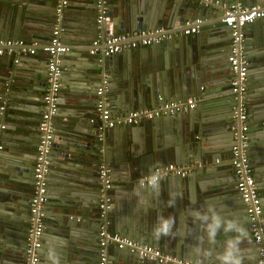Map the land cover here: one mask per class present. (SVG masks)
Here are the masks:
<instances>
[{"label":"water","instance_id":"1","mask_svg":"<svg viewBox=\"0 0 264 264\" xmlns=\"http://www.w3.org/2000/svg\"><path fill=\"white\" fill-rule=\"evenodd\" d=\"M198 1L160 0L163 7L160 6L155 12L138 6L139 0H111L110 5H107V9L110 11L104 14V18L99 23L95 20L94 5L93 7L87 6L85 14L80 16L81 12H79V16L73 17L74 21L81 24L84 22L85 25L82 28L73 26L77 29V31H73V34L78 44L86 45L92 41L93 36L103 39L119 32H132V30L138 29L152 30L159 27L174 32L176 31L175 27L184 20L194 18L202 21V16L208 15L209 12L215 18L212 21L215 27L218 25L225 26L220 21L222 9L218 5L208 7L207 4ZM226 1L231 2L233 0ZM240 1L252 4L264 0ZM6 2L8 3L6 10L10 11L11 15L6 13L3 17V23L10 24L11 27L3 26L2 29L0 28V37L13 36L26 41L38 39L37 44H46L55 22L62 25L64 15L71 13V10L65 11L63 8L60 14L56 15L55 0H0V8ZM9 16H12V19ZM202 25L204 24L199 22V27ZM246 25L248 23L239 28L242 33V40L237 45L238 52L247 62L245 78L247 90L245 95L249 100L256 97L257 101L260 102L258 105L247 107L246 113L249 124L244 133L248 135L246 137L248 164L253 171L255 185L262 195L264 192V138L254 147L253 144L256 142L250 134L255 131L253 125L255 124L256 108H259L260 120L264 124V18L250 22V27L246 29L251 30V35H247V37L243 32ZM226 29L229 34V43L223 47L217 45L219 50L214 53L210 51L211 49L199 44L196 39L190 38V35H185V39H181L180 36L163 38L149 46V51L161 50L164 57L162 62L152 61L151 53L150 58H146L143 57L140 50L137 49L136 52L135 48L128 49L129 52L120 54V57L135 52L141 53L139 54L141 58L136 59L132 66L134 73L131 72L130 74L128 70L130 65H126L124 66L125 69L122 67L115 72L118 74L113 72L112 75L109 74L110 78L106 77L108 82H112L111 85H106L105 97L110 114L113 116L128 109L155 106L165 100L183 101L188 96H202L203 87L205 89H203V95H206L211 84L220 83L222 89L226 91L222 93L221 102L216 104L219 109L214 118L200 119L197 113L199 106L196 104L186 112H172L151 119L139 120L138 126L135 128L129 125H116L115 129L108 128L96 116L87 115V111L82 114V117L87 120L84 125L85 129L82 127L73 128L69 122L52 123L54 129H52L48 161L59 160L66 165L69 162H77L81 166L80 176L73 173L72 170L62 168V172L65 173H61L59 183L61 185H74L75 187L81 185V190L85 191L92 199L95 197V204L86 206V215L91 218L93 225L90 226V222L84 217L87 225L81 222V224L76 225L64 220L57 222L53 228H49L46 223L41 233V245L37 250L38 261L36 264H46L45 261L54 264L57 257L60 264H97L98 251L94 246L97 245L98 249V236L97 233H94V228L98 230V224L103 219L110 222L112 231L131 236L141 243L158 245L161 240L155 233V229L151 228L153 231L148 230L147 233L144 230H131L127 223H122L119 214H122L123 210L129 212V206L134 205L140 210V215L144 218L154 207V213L158 217L171 216V211H173L180 215V223L190 221L199 225L198 235L200 239L193 252L181 250V256L195 260L199 264H219L216 257L223 252L226 241L235 235V229L221 233L224 226L221 228L214 223L215 217H221V214L217 215V213L224 209L221 207L224 198L222 195H215L213 191H210L207 188V180L200 179L202 177L199 178L198 175L202 171L208 173L209 169L212 170V163L216 159H226L230 156V148L234 144V132L237 131V127L231 119L232 107L235 104L231 100L233 94L229 85L232 72L226 59L230 50L231 34L230 28L226 26ZM255 30L259 33L257 31L255 33ZM258 34L261 35L258 36ZM35 49H39V45H36ZM98 53L99 49L95 51L97 57ZM111 56H103L106 63L109 62L108 57ZM213 56L216 60L207 64V60L210 61ZM61 57H67V54L62 53L58 58ZM120 57L118 59H121ZM21 67L25 71L24 66H11L9 62L4 63L0 60V124L5 121L15 127L16 124L18 125V121H21V125L30 128L34 121L37 122L40 109L38 111L34 108L26 109L19 103L23 101L33 103L32 98H37L38 92L44 91L46 70L39 67L33 68L35 80L23 79L14 82L15 70L21 71ZM256 68H260V74L257 77L259 85L255 91L251 87V81L255 78ZM86 69L82 73V77H74L69 70V73L67 71L66 74L71 79H85L86 83L81 85L84 89L85 99H80L77 95L81 91L76 88L79 86L75 84L76 82L71 84L63 80L61 85L59 83L58 93H61V97L66 98L67 103L65 104L72 109L87 106L89 97L93 92L95 95V90L99 85L100 77L96 75V70H99V67L94 66ZM72 71L76 72V69ZM23 77L28 78L27 75H23ZM8 78L7 87L4 84ZM10 80L12 84H10ZM64 82L65 84H63ZM19 94L28 96L31 100L18 99ZM158 97H161V100ZM34 104L38 105L39 103L36 101ZM15 111H28L30 114L24 117L13 114ZM55 116L56 114L52 116L51 121H55ZM259 127L264 128L262 124ZM8 131H10L9 127L0 129V142L5 141L4 138ZM199 133L211 137L195 139L194 135ZM213 138L218 140H213ZM35 146L36 143L30 144V146L29 144L19 145L18 150L21 149V154H17L16 157L9 156V158L23 165L25 171L29 172L31 168L32 172ZM4 151H6L4 147H0V161L8 160L4 159L6 158ZM198 162L203 165L207 164L209 169L205 167L199 172L200 169L194 168L190 173L183 176L171 175V178L166 180V191H160L158 197L155 196L154 188L141 180L142 177L152 174L155 169L168 163L188 167V164L197 165ZM101 164L109 168L111 184L107 189L108 199V193L115 194L114 207L108 201L107 207L104 209L109 219L104 217L100 219L102 209L96 207L101 187L97 178V170ZM49 165V167H54L52 163ZM28 172L15 176L3 169L0 170V174L5 175L0 176V182L9 184L8 187L14 190L5 192L0 190V264H24L25 262L24 250L19 246L8 245L6 242L16 239V243L20 246L25 243L24 232L28 219L26 211L29 209L31 195L30 193L24 195L27 190L25 185L28 184L26 179L30 177ZM52 174L54 173L49 169L46 175L49 186L53 181L51 179ZM211 179L216 180L214 176ZM214 180L210 181L211 185L215 183ZM155 197H157L156 201H154ZM263 197L260 200L262 202V225L264 226ZM151 199L153 203L147 201ZM232 199L234 205L230 207L229 221L232 220L237 225L241 224L247 231V237L240 245L243 264H257L256 246L250 235L244 206L237 202L240 199L239 194L237 198L233 196ZM10 212L12 213L10 214ZM13 212L15 213L13 214ZM19 214L26 217L19 218L17 217ZM46 217L45 215L44 220ZM245 224L247 225L245 226ZM206 226L210 232L215 229L217 237L220 239L219 244L215 245V249L211 248L209 242L202 236L203 231H200V227ZM10 237L14 239H10ZM226 237L227 239H225ZM48 243H51L49 250L53 251L51 259L45 257ZM110 247L116 249V254L114 258L109 259L107 257V260L111 261L108 264H113L112 262L116 264H132L133 262L134 264H159L155 261L146 260L128 249H118L112 245L107 248V256L110 253L108 252ZM170 249L173 250V247Z\"/></svg>","mask_w":264,"mask_h":264},{"label":"crops","instance_id":"2","mask_svg":"<svg viewBox=\"0 0 264 264\" xmlns=\"http://www.w3.org/2000/svg\"><path fill=\"white\" fill-rule=\"evenodd\" d=\"M140 3L138 2V6L143 7L146 10L149 11H157L158 8L160 6H162V3L160 2V0H139ZM198 1V0H197ZM219 1H226V0H219ZM201 2V1H198ZM227 2V1H226ZM262 1H258L257 3H260ZM111 0H106V9H105V14L107 12H109L110 10L107 9V5H110ZM202 3V2H201ZM245 3V2H243ZM256 2L252 3L255 4ZM8 3L6 2L1 8H0V21L1 25L0 28L2 29L3 26H10V24H6L5 22L3 23V17L6 13L11 15L10 11L6 10V5ZM246 4V3H245ZM95 7V19H96V15H97V8H96V4H95V0H66V4L63 7L65 11L67 10H71V13H66V15H64V20L62 22V25H59L58 23L55 22L54 26L57 24L60 27V34H59V38L61 40V43L64 45L66 52L64 51L63 53L67 54V57H61L59 58V66L61 69V73H60V77H59V82L60 85L62 84L63 80L66 82H69L71 84H74V82H76V85H83L85 84V79H79V78H73L71 79V77H68L67 71H70L71 75H74V77H82V73L84 71H86L88 67H99V70H96V75L97 77H100V72L99 71H103L106 74V77L108 76L109 78L111 77L110 75H112V73L114 72V74H118L115 73L119 68H124V66L126 65H130L128 66V70L131 74L134 73L133 70V64L136 61V59H140V52H142L143 57L145 56L146 58H150V53L152 54V58L151 60H155L156 62H162L163 60V53L161 52V50L154 51V49L152 51H149V46L153 45L149 44L146 46H137L135 47L136 52L137 49L140 50L139 53H130V55H121L120 54H126L125 52H129L127 51L128 49H124L122 51H120L119 53H117L116 55H112L111 57H108L109 62L106 63L105 60L103 58V56L101 55L100 51L98 53V57L95 54V51L93 53L90 52V50H92V46H91V42L94 39H99V41H101L102 39L98 38V36H93L92 37V41L89 42L86 45L83 44H78L76 42V37L73 34V31H77L76 28H74L73 26H77V27H85L84 22L78 23L76 21H74L73 17L74 16H79L78 13L81 12L82 16L83 14H85L87 6H92ZM163 5H165L163 3ZM208 7H212V5H208ZM163 7V6H162ZM213 14L211 12L208 13V15L206 16H202V21L200 20V23L204 24L201 27L198 26V29L195 33L190 34V38L192 39H196V41L199 44H202L203 46H205L208 49H211L210 51H212L213 53L219 50V47H217V45H220V47H223L225 45H227V43H229V34L227 32L226 26H216L214 25V23H212V21L215 19L212 17ZM10 19H12V16H9ZM113 19L115 20V17H113ZM217 19V18H216ZM194 18H188L186 20H184L181 24H178L175 27V30H178L184 26H186L185 23H188V25H192V22L194 21ZM83 21V20H82ZM3 23V24H2ZM250 23H248V25H246V27L244 28L243 32L245 34V36L247 37V35H251V30L250 29H246L247 27H250L249 25ZM255 24V23H252ZM73 27V28H72ZM256 27V26H255ZM254 27V28H255ZM159 28V27H158ZM163 31H165L166 33H168V37L166 38H173V35H170L172 31H170L169 29H164V28H160ZM139 30V29H138ZM253 30V29H252ZM137 30H132V32H119V33H134ZM257 30H255L256 33ZM117 33V34H119ZM257 33H259V31H257ZM261 34H258V36H260ZM178 36H180L181 39H185V35L179 34ZM0 39H10V40H22L23 43L25 44L26 48L27 47H34V43L36 45H41V44H37V41H39L38 39H32L31 41H26L23 39H18V38H14L13 36H3L0 37ZM223 41V42H222ZM77 55V56H75ZM63 56V55H62ZM121 59H118V58ZM103 58V59H102ZM22 59H24L22 61ZM227 59V58H226ZM0 60H2L4 63L9 62V64L15 65V66H24L25 67V71L22 69L23 67H21V71L15 70V74L13 75V79L14 82L15 81H21L23 79L26 80H35V77L32 69L39 67L41 69L46 70V60H47V55L41 51L40 49H36L34 51L33 54L28 53L27 51H23V49L21 47L18 46H14L11 47L10 50H6L4 49L3 53L0 55ZM207 60V59H206ZM216 58H213L208 61L207 60V64H209V62L215 61ZM2 65V64H1ZM76 69V72H73L72 70ZM260 68H256L255 69V78H253V80L251 81V87L254 88V90H257V87L259 85V81L257 79L258 75L260 74L259 72ZM68 71V73H69ZM122 71V70H121ZM120 72V71H119ZM122 73V72H121ZM110 74V75H109ZM10 75V74H9ZM23 75H27L28 78H24ZM33 75V76H31ZM37 75V74H36ZM132 76V75H131ZM12 79V80H13ZM11 81V80H10ZM8 83H9V78L6 80L4 86L8 87ZM111 81H107V85H111ZM10 84H12V81L10 82ZM65 84V82L63 83ZM220 83H215L214 85H210L208 90H207V94L203 95V89L201 90V94L202 96H194L196 98V104L199 106L197 113H198V117L202 120H206L209 118H214L216 116V112L219 109L216 104L221 102V96L222 93H224L226 90L222 89ZM76 86V88H78L81 92H79L77 95L80 97V99H85V94H84V89H82V86L79 87ZM12 87V85H11ZM205 90V89H204ZM246 90H247V86H246ZM253 90V92H254ZM43 92V91H42ZM42 92H38V97L37 98H32L34 100V102L32 103L31 101H23L21 103H19L20 105L22 104L26 109H30V108H34L36 111H38V109H40V97ZM61 93H58L57 96V110H56V116L54 117L55 121H51V124H58L59 122H69L73 128H80L82 127L84 128V125L87 123L86 118L82 117L83 112L87 111V115L91 116V117H95V113H94V102H95V95L94 92L92 93L91 97H89V103L87 104V106H85L84 108H80V109H72L69 106H67L65 103H67L66 98H63L60 96ZM19 98L18 99H22V98H26L28 100H31L30 97L28 96H23L21 94L18 95ZM35 97V96H34ZM190 97V96H188ZM246 97V95H245ZM187 98V97H186ZM232 103L234 104V99L232 98ZM230 100V101H231ZM38 101V105H35L34 103ZM260 101H257L256 97H253L252 99L249 100L248 97H246L245 100V104H246V109L248 106H255L258 105ZM144 107H151V106H144ZM233 109V107H232ZM130 109L125 110L123 112H121V114H115L114 116L111 114L112 117H117L120 115L125 114L126 112H128ZM256 116H255V124L253 125L255 128V131L250 134L253 137V140L256 142L253 144V146L255 147L257 145V143L259 141H261L262 138H264V128H260L259 125L262 124L264 127L263 122H261V117L259 114V108H256ZM13 114H17V115H23L24 117H27L30 113H28V111H24V112H19V111H15ZM39 116V115H38ZM39 118V117H38ZM56 118V119H55ZM60 119V120H59ZM249 119L246 117V125L248 128V124H249ZM18 121V120H17ZM38 121V120H37ZM21 121H18V125L16 124L15 127L13 124H9L8 122H1L0 124V129L2 128H10V131H8V133L6 134V137L4 138L5 141L4 142H0V146L4 147V149L6 151H4V155L6 156V158L4 159H8L6 160H2L0 161V170H4L7 172H10L11 174L15 175V176H20L23 174V172H28L25 171V168L23 165L19 164V162H16V160H12V158L10 157H16L17 154L20 155V150H18L19 145L24 146L30 144L34 145V143H36L37 141V129H36V125L37 122L34 121V124L28 128L25 127L24 125L20 124ZM121 126V125H118ZM123 126V125H122ZM129 126L135 128L137 125V123H133L130 124ZM112 128H116L115 126ZM246 128V130H247ZM52 129H54V125H52ZM245 130V131H246ZM138 136V135H137ZM210 138V135H206L204 136L203 133H199L194 135L195 139H200V138ZM246 137H248V135H246ZM213 140H218L217 138H213ZM204 142H207L206 140H204ZM251 144V142H250ZM222 157V156H221ZM248 157V154H247ZM229 158L230 156H228L226 159H216L215 162L212 163L213 167L212 170L209 169L208 165H203L202 163L198 162L197 165H192V164H188V168H189V172H191L192 169L197 168L200 169L199 172L201 171V169H204L205 167L207 169H209L208 173H206V171H202L198 176L200 179H204L207 180V188L210 191H213L215 195H222V197L224 198V203L221 204V207L224 208L223 210H220L218 214H221V217H215L214 218V223L218 224L219 227H223L224 230L221 231V233L225 232V229L227 228L228 222H229V215L231 213V209L230 207L232 205H234V201L232 199L233 196H238V193L236 191V187H235V181H236V175L234 173V170L232 168V166L230 165L229 162ZM72 162V161H71ZM53 164L54 167H49L50 170H52V172L54 174H52V182L50 183L51 185L49 186L48 180L46 178V200L44 202V205L42 207V211H43V218H42V223H43V227L44 225H48L49 228H53L54 225L57 224V222L60 221H64L67 220L69 222H72L76 225H79L81 223H84L87 225V222L85 219H87L90 222V226L93 225V223L91 222V218L87 217V211H86V206L88 205H94L95 204V197L92 199L91 196L87 195L85 191L81 190V185H78L77 187H75L74 185H61L59 182L61 181L60 179V175L61 173H65L62 172V168H67L69 170H72L73 173H76V175H79V171L81 170V166L76 162H72V163H68L66 165V163L63 162H59V160H51V162L48 163V166H50L49 164ZM220 166V168H218ZM218 168V169H215ZM18 174V175H17ZM252 175H253V171H252ZM0 176H5L3 174H0ZM28 176H30L29 178H27L26 180L28 181V184H26V193H24V195H28L29 193L31 194V168L29 169L28 172ZM82 176V175H81ZM216 179H211V177ZM83 177V176H82ZM1 178V177H0ZM171 178V175H167L165 177H161L158 181L154 182L151 184V186L154 188L155 190V196H159L158 194H160V191H166L167 188V182L166 180ZM254 178V177H253ZM214 180L215 183L214 184H210V181ZM211 185V186H210ZM9 184H5L3 182H0V190L1 191H9L12 190L11 188L8 187ZM50 187V190H48V188ZM14 191V190H12ZM258 191V189H257ZM161 192V193H162ZM212 193V192H211ZM258 195H260V192L258 191ZM99 196V195H98ZM109 196V203L113 205L114 207V193H108ZM264 196V192L262 193V195L259 196V198L261 199ZM157 197L154 198V201H156ZM99 198V197H97ZM96 198V199H97ZM222 198V200H223ZM264 198V197H263ZM92 199V200H91ZM149 203H153L152 199L151 200H147ZM261 201V200H260ZM98 202V199H97ZM237 202L239 204H241V199H238ZM262 204V202H261ZM219 205V204H218ZM220 206V205H219ZM262 206V205H261ZM96 207L98 206V203L96 204ZM152 208V207H151ZM243 209V207H242ZM116 211V210H115ZM8 213V212H7ZM12 212H10L11 214ZM15 212H13L14 214ZM26 213L28 214V211H26ZM47 216L46 219L44 220V216ZM211 215H213L211 213ZM119 216L122 219V223H127V226H129V228L131 227V230H144L148 233V230H152L151 228H153V230L155 229V233L160 237L161 242H159L158 245L156 244H149V243H145V244H149L152 245L156 248H159L160 250L173 255L175 257H179L185 260H190V261H194L188 257H183L181 256V250L184 251H191V253L194 250V247L196 246V244L198 243L199 238V225L193 224L190 221H184V222H179V218L180 215L178 213H175L173 211H171V216H157L154 213V207L153 210H150V213L148 215L144 217H142L140 215V210L137 209V207L134 206H129V212L126 210L122 211V214H119ZM17 217L21 218V217H26V216H22V215H18ZM84 217V218H83ZM101 217L107 218L108 216L106 215V211L102 210L101 211ZM109 219V218H107ZM105 220V219H103ZM102 220V221H103ZM100 220V223L98 225H100L101 223H103ZM106 221V225L109 231H112L109 225V221ZM173 221V224H171V222ZM232 221V220H231ZM81 222V223H80ZM146 222V223H145ZM167 222L169 224V230L168 233L165 234L163 231H160V228L162 226L163 223ZM226 223V224H225ZM29 222L27 219V226L24 232V241L26 238V232H27V228H28ZM247 224H245L246 226ZM134 226V228H133ZM249 226V225H248ZM133 228V229H132ZM152 230V231H153ZM200 231H203V237L204 239H206L209 242V245L211 246L212 249H215V245L219 244L220 239L216 236V241L213 242L212 238L210 237V231L209 228L206 227H200ZM115 232V231H112ZM230 232V231H228ZM94 233H97L96 228H94ZM118 233V232H115ZM119 234V233H118ZM121 235V234H119ZM121 236H125L128 238L133 239L131 236H126V235H121ZM10 239H14L11 238ZM227 239V237L225 238ZM16 240V239H15ZM15 240H10L8 242H6L8 245H12L14 247L19 246L21 247L22 250L25 249V243L23 244V246L19 245L18 243H16ZM135 240V239H133ZM51 241V240H49ZM137 241V240H135ZM139 242V241H138ZM48 249L45 250L46 253V258L47 259H51L52 257V253L53 251L49 248H51V243H48ZM96 251H98L97 249V245L94 246ZM171 247H173V250L170 249ZM192 247V249H191ZM108 258H114L115 254H116V249H114L113 247H110L108 249ZM25 254V252H24ZM46 264H49L48 262L45 261ZM108 263H111V261H108ZM113 264H116L115 262H112ZM198 263V262H197ZM134 264V262L132 263Z\"/></svg>","mask_w":264,"mask_h":264},{"label":"built area","instance_id":"3","mask_svg":"<svg viewBox=\"0 0 264 264\" xmlns=\"http://www.w3.org/2000/svg\"><path fill=\"white\" fill-rule=\"evenodd\" d=\"M205 4L218 5L222 9V18L220 21L230 28L231 41L230 50L227 55L232 76L229 81L230 90L233 94L234 107L232 109L231 119L237 127L234 132V144L230 148L229 162L236 175L235 187L240 196L244 211L248 219L250 235L256 246L258 256L257 264H264V226L262 225V207L258 195L257 187L254 182L252 170L248 164L247 157V139L245 135L246 125V73L247 62L238 52V43L242 40V33L239 28L255 19L264 18V1L255 4H245L240 0L231 2L219 0H199ZM106 0H95L97 15L96 22L99 23L105 14ZM66 4V0H55V12L59 15ZM199 19H195L192 25H188L172 32L170 35L178 36L190 35L197 31ZM60 27H52L48 42L39 45V49L47 55L46 60V84L40 99V113L37 121V141L34 151V159L31 172V195L29 198L28 209V228L25 238V262L24 264H36L38 261L37 250L41 245V233L43 229V211L42 207L46 199V175L49 170L48 153L52 138L51 118L57 110V96L59 89V77L61 69L59 66V55L66 49L59 38ZM168 33L160 28L152 30H137L134 33H119L112 36L94 39L91 42V53L99 49L102 56L113 55L124 49H133L137 46H146L157 43L163 38L168 37ZM34 47H27L22 40L0 39V55L4 49L10 50L11 47L18 46L33 54ZM107 80L105 72H101L100 82L95 90L94 113L104 126L111 128L116 125H130L139 120L151 119L160 115L172 112H186L195 106L196 98L190 96L185 100H165L151 107H141L132 109L123 115L112 117L108 107L105 91L107 90ZM161 100V97H158ZM1 147V146H0ZM189 172V168L183 165L168 163L154 170L152 174L141 178L146 185L158 181L161 177L167 175L183 176ZM97 178L100 182V192L98 206L104 210L107 207L108 197L107 189L110 187L111 180L109 168L106 165H99ZM98 226V262L97 264H108L107 248L112 245L118 249H128L142 258L155 261L159 264H199L194 261L185 260L170 255L152 245L135 241L131 238L121 236L118 233L109 231L106 221L103 220Z\"/></svg>","mask_w":264,"mask_h":264},{"label":"clouds","instance_id":"4","mask_svg":"<svg viewBox=\"0 0 264 264\" xmlns=\"http://www.w3.org/2000/svg\"><path fill=\"white\" fill-rule=\"evenodd\" d=\"M233 229H235V235L226 241V246L223 249V252L221 254H218L216 257V259L219 261V264H243L240 245L247 237V231L241 224L237 225L234 222L229 221L227 228L225 229V233ZM168 230L169 224L167 222L163 223L160 231H163L165 234H167ZM216 236L217 233L215 229H213L210 232V237L212 238L213 242L216 241ZM54 264H60L58 257L54 260Z\"/></svg>","mask_w":264,"mask_h":264},{"label":"rangeland","instance_id":"5","mask_svg":"<svg viewBox=\"0 0 264 264\" xmlns=\"http://www.w3.org/2000/svg\"><path fill=\"white\" fill-rule=\"evenodd\" d=\"M141 30V29H140ZM103 72V71H102ZM100 75H101V73H100Z\"/></svg>","mask_w":264,"mask_h":264}]
</instances>
